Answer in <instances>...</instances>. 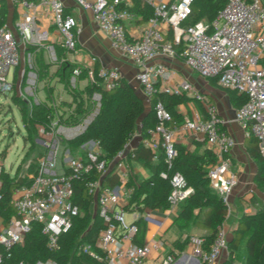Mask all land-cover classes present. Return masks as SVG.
I'll list each match as a JSON object with an SVG mask.
<instances>
[{
	"label": "built area",
	"instance_id": "1",
	"mask_svg": "<svg viewBox=\"0 0 264 264\" xmlns=\"http://www.w3.org/2000/svg\"><path fill=\"white\" fill-rule=\"evenodd\" d=\"M18 9L12 25L0 15V92L12 94L16 88L28 108L41 105L46 121L35 123L39 155L34 171L25 174L26 181L11 191L10 205L14 210L7 219L0 215V264H5L10 250L23 243L35 226L46 236V247L54 252L59 238L66 233L79 208L72 201L73 182L82 180L86 192L103 226L94 246L81 245V250L97 261L108 264H141L150 251L160 249L159 242L137 244L135 220L149 219V213L132 208L129 197L132 185H126L134 160L129 140L109 161L97 140H79L99 113L101 91L112 89L121 79L115 67H90L73 61L76 49V20L66 13L61 0H8ZM90 8L98 27L109 39L110 47L137 68L142 101L149 106L154 83L166 79L168 68L159 57L182 61L203 78L214 79L224 89L244 95V101L234 109L233 120L257 142L264 155V0H225L215 17L207 22L199 19L187 22L193 0H77ZM50 12L51 25L59 33V56L54 44L43 43L35 13L37 8ZM30 44V45H29ZM28 46L34 47L28 49ZM45 54L54 67L42 73L36 58ZM95 62V58H91ZM74 66L62 74L63 62ZM192 87L182 80L173 92L189 91ZM165 91H169L165 89ZM205 101L203 95H197ZM205 115L194 114L180 123L157 101L153 104L155 122L147 127L141 143L157 158L162 153L169 164L176 155V136L189 132L201 135L215 156L206 168L208 185L225 203L237 183L231 169L230 150L234 137L223 125L215 105L204 102ZM26 165H24V168ZM11 176L12 173L10 172ZM108 175V177H106ZM160 175L165 176L162 171ZM109 178L116 179L110 184ZM134 184H137L134 182ZM171 188L166 196L167 208L177 207L191 192L182 175L170 177ZM3 184L0 168V201ZM128 215V217H127ZM228 235L221 226L211 245L204 248L199 235L188 236L190 255L199 262L214 264L226 253ZM175 260L166 255L162 264ZM12 264H25L19 260ZM31 264H58L53 257L37 259Z\"/></svg>",
	"mask_w": 264,
	"mask_h": 264
},
{
	"label": "trees",
	"instance_id": "2",
	"mask_svg": "<svg viewBox=\"0 0 264 264\" xmlns=\"http://www.w3.org/2000/svg\"><path fill=\"white\" fill-rule=\"evenodd\" d=\"M224 2L225 0H193L191 3L192 12L187 18V22L192 23L199 19L211 21ZM4 11V5H1L0 15L2 17ZM33 48L28 46V49ZM61 50L60 47L56 46V52L59 56L62 53ZM261 62L264 63V54ZM72 66L74 63L66 61L60 64L58 70L66 75ZM229 94L231 104L234 107H238L245 99L243 94L233 90H230ZM11 99L18 105L19 103L25 104L16 95L11 94ZM189 100L191 98L183 91H162L159 90L158 83H154V91L148 110H146L141 97L121 77L115 87L101 91L99 113L79 140L86 138L97 140L104 157L109 161L124 147L129 140V133L135 132L138 125L141 137L145 136L147 127L155 122L153 112L155 102L159 101L170 113L172 121L178 124L184 120V116L178 111V107ZM199 100L198 103L201 102L202 105L205 101L210 102L206 98L205 101ZM199 106L202 107L201 104ZM20 111L22 119L26 121L24 126L27 134L23 138L31 146L33 144V148L31 147L28 151L30 155L24 162L26 165L24 173L27 174L34 171V159L36 155H39V146H35L33 140L28 141L27 138L30 133L32 136H37L34 124L44 123L46 115L41 105L36 104H32L30 108L27 104L26 107L23 105L20 107ZM248 137L253 138L251 135ZM254 141L255 146L250 150V156L257 164L255 180L260 187L264 183V155L259 153L257 142L255 139ZM175 147L176 155L169 164L164 161L162 153H158L156 161L153 162V153L141 142L132 149V154L128 156L146 168L148 175L137 184L130 181L126 182V185L133 186L129 203L132 204L133 209L140 212L145 209L167 208L166 196L171 188L170 177L173 173L179 172L185 184L191 187V192L180 203L178 219L184 224L196 219V223L207 231L201 237L204 248H208L215 238L218 227L222 225L228 213V204L209 187L206 177V168L215 161V156L207 147L200 153L191 151L179 144H175ZM162 171L165 176L160 175ZM19 173L21 171L18 170V167L12 172V176L9 171L1 170L3 199L0 201V215L4 219L14 214L10 205L12 188L26 181V177H21ZM109 179L110 184L116 181L113 178ZM73 187L71 199L79 208V213L73 217L69 230L60 235L59 248L54 252L49 251L46 247V236L40 232L38 226H35L26 234L22 244L10 250L5 264H12L19 260L25 264H31L37 259H45L49 256L55 258L58 264H108L105 260H95L81 250V245L85 243L94 246L96 236L103 223L95 212L92 197L86 192L83 181L74 180ZM135 223L137 224V233L133 237V241L141 244L145 222L138 218ZM138 235H141L140 239L137 238ZM240 236L245 237V256L244 261L240 264H264V207L250 213L240 214L227 241L226 253L220 264H238L235 261V253L237 250L236 240ZM187 241L188 236L182 239L179 236L172 241V246L177 250H182ZM167 255H173L175 258L177 252L172 248Z\"/></svg>",
	"mask_w": 264,
	"mask_h": 264
},
{
	"label": "crops",
	"instance_id": "3",
	"mask_svg": "<svg viewBox=\"0 0 264 264\" xmlns=\"http://www.w3.org/2000/svg\"><path fill=\"white\" fill-rule=\"evenodd\" d=\"M91 2L92 0H85ZM63 3L64 11L76 20V49L71 54L73 61L84 64L90 67H115L117 68L122 78L127 81L137 95L142 99V93L140 85L136 79L137 68L132 65L128 60L123 58L116 50L110 47L109 39L103 31L98 27L97 22L94 19L93 11L90 8L83 7L77 0H61ZM4 5V20L8 25H12L17 18L18 9L14 7L8 0H0V6ZM37 15V21L40 27L41 35L39 36L43 43L54 44L58 46L59 33L51 25L50 12L41 7L35 11ZM30 45V44H29ZM59 47V46H58ZM96 60L92 62L91 58ZM156 62L164 63L169 72L164 80H158L159 90L173 92L177 85L184 79L187 80L192 89L185 92L191 100L178 107V111L185 117H191L194 114L201 116L205 115V107H200L197 102L198 92H200L206 99L210 100L217 109L218 115L225 121L223 128L229 132L235 139V145L230 150L231 156V169L236 173L237 183L232 188L228 195V203L231 206L228 207V213L222 223V227L226 230L228 239L231 236L232 229L236 226L237 220L241 213H250L259 208L264 207V183L262 186H258L255 180L257 172V164L250 156V150L255 146L253 138L245 135V129L233 120V112L236 107L232 106L230 100V94L228 89L221 88L214 79L219 88H214L206 84L207 87L201 92V87L198 86L201 83L199 76L195 71L189 69L182 61L177 59H171L168 57H159ZM37 66L42 73L48 74L54 67L46 62L45 54L42 53L36 58ZM186 66L190 71L184 72L182 66ZM192 73L195 74L193 77ZM199 76V77H198ZM208 79V78H207ZM182 92V91H179ZM200 95V94H199ZM193 104L197 109H190V112H185L184 106L186 104ZM201 103V102H199ZM145 105V109L148 110V105ZM141 142V135L139 132V125L136 128L135 135L129 141V148L133 149ZM176 144L185 146L191 151L202 152L207 147V143L201 135L194 136L189 132H182L176 136ZM211 151V150H210ZM156 159L153 158V162ZM132 172L129 176L130 182L138 183L141 179L148 175V170L141 164L136 162L132 163ZM180 210V204L175 208L165 209H145L146 213H149L150 217L145 222L144 235H138L137 238L142 242H159V251L153 252L145 259L155 260L162 252L167 250L165 255L173 248L177 255L175 260L170 264H207L199 262L196 258L190 255V249L188 244L184 246L182 250H177L172 246V241L176 237L184 238L189 235L203 236L207 233L205 228L196 223V219L190 221L188 224H184L183 221L178 219ZM198 219V218H197ZM172 232V234H168ZM225 256L222 254L219 261L214 264H220ZM144 259V260H145ZM162 261L160 264H162ZM242 261L236 263L240 264ZM113 262L112 264H114ZM145 263L142 261L141 264ZM120 264H123L122 261Z\"/></svg>",
	"mask_w": 264,
	"mask_h": 264
},
{
	"label": "rangeland",
	"instance_id": "4",
	"mask_svg": "<svg viewBox=\"0 0 264 264\" xmlns=\"http://www.w3.org/2000/svg\"><path fill=\"white\" fill-rule=\"evenodd\" d=\"M182 67L184 72L190 71L186 66L183 65ZM194 75L195 74L192 73L193 77H195ZM199 79L201 80V83L198 86L201 87V92L207 87L206 84L214 88H219L216 83L210 79L203 77H199ZM16 91V88L13 89L12 95H16L18 99L23 100L25 104L19 103L18 105L11 99V94L9 92H0V168L3 171L7 170L11 173L14 172L17 167L19 171L24 172V162L30 155L28 152L29 149L33 146V144L31 146V144L23 138L26 136L27 130L24 126L26 121L21 117L20 107L23 105L26 107V102L23 97L17 95ZM198 93L202 95L200 92ZM197 104L200 105L202 103L197 102ZM203 106H205L204 102ZM190 109L197 108L191 103L184 106L185 112H190ZM27 139L28 141L33 140L34 145H37L36 136H32L30 133ZM229 206H231V203H228V207ZM168 234L170 235L172 232H169ZM236 242L237 250L235 253V261H244L245 237H238ZM166 252L167 250L162 252L155 260H143L145 261L143 264H160ZM150 254H153V251H150Z\"/></svg>",
	"mask_w": 264,
	"mask_h": 264
}]
</instances>
